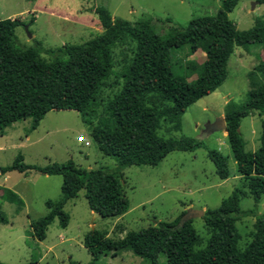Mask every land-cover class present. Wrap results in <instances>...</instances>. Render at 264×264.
Listing matches in <instances>:
<instances>
[{
	"label": "rangeland",
	"instance_id": "obj_1",
	"mask_svg": "<svg viewBox=\"0 0 264 264\" xmlns=\"http://www.w3.org/2000/svg\"><path fill=\"white\" fill-rule=\"evenodd\" d=\"M222 0H0V20L20 19L16 29L19 49L42 47L59 48L67 44L81 45L102 33L96 8L107 7L114 18L130 22L171 19L173 25L186 27L195 18L214 16ZM32 19L34 23L31 24ZM230 19L240 30L260 26L264 21V4L258 0H240ZM170 26L156 24V31L164 38L170 36ZM120 41L109 46L110 64L98 90L88 106L78 111H50L41 117L34 128V118L12 124L0 133V169L10 166L21 155L24 163L46 167L53 163L75 162L84 169H115L117 162L99 149L91 136L95 128L111 132L117 125L110 108L111 102L125 86L129 69L138 49V41L124 33ZM30 35L32 37H30ZM173 71L177 76L195 81L202 72L205 53H192L189 46L173 50ZM42 58H51L42 54ZM101 58V54H100ZM264 61V45L252 47L250 52L236 47L228 62V76L211 95L202 98L186 112L173 110V101L159 99L152 93L147 105L158 110L156 134L161 139L191 137L203 147L191 151H174L159 165L133 166L124 170V193L128 209L120 218L97 217L89 207L86 191L70 200L65 212L70 216L66 229L59 220L49 227L47 238L40 242L32 236L31 223L50 211L46 203L62 198L61 176H48L38 171L13 172L12 180L4 182L0 171V211L8 219L0 223V264H89L92 255L84 246V238L93 230L105 231L113 239H124L158 222L174 221L187 212L205 247L210 238L203 216L192 211L218 208L237 193L243 211L255 207L248 180L238 174V167L228 145V132H206L205 126L225 118L228 103L241 104L252 89L264 86V72L258 69ZM263 116L255 112L241 122L246 150L260 146ZM82 138V140H81ZM89 143V145H87ZM219 151L229 158L230 178L221 179L209 157ZM6 185V188L4 187ZM22 194L23 200H6L9 188ZM14 193L15 190H12ZM8 194V193H7ZM15 200V199H14ZM264 215V197L258 206ZM254 217L237 222L241 235L240 249L252 251L259 245ZM97 264H167L164 255L157 254L153 262L130 251L117 256H103Z\"/></svg>",
	"mask_w": 264,
	"mask_h": 264
},
{
	"label": "trees",
	"instance_id": "obj_2",
	"mask_svg": "<svg viewBox=\"0 0 264 264\" xmlns=\"http://www.w3.org/2000/svg\"><path fill=\"white\" fill-rule=\"evenodd\" d=\"M258 1L264 4V0ZM239 2L222 0L216 15L192 19L186 27L173 25L171 19L130 22L114 18L107 7L100 6L95 12L102 33L81 45L67 44L51 49L40 45L19 49L16 29L22 21L18 18L0 20L1 134L12 124L30 117L34 118L36 128L41 117L50 111L82 112L106 74L110 64L108 47L120 41L124 33L138 41L125 86L110 104L116 127L111 132L95 128L91 133L104 155L116 160L115 169H84L72 160L46 167L32 166L24 163L21 155L12 165L1 169L2 173L38 171L63 179L62 198L56 202L48 201L46 205L50 212L31 223L32 236L36 240H46L47 231L56 219L61 228L68 227L70 216L65 212V206L82 190L86 191L91 211L103 218L122 217L128 209L124 193L125 169L155 167L174 151L194 152L203 147L196 138H159L156 134L159 112L147 105V98L152 93H160L159 99L163 103V98L173 101V110L184 113L224 83L228 62L236 47L250 52L256 45H264V21L260 26L240 30L230 19ZM157 23L170 26L169 37L158 34ZM185 46H189L192 53L202 49L206 56L202 72L193 82L173 71V50ZM42 54L51 59L42 58ZM258 69L264 72V61ZM255 112L263 116L260 146L249 152L241 122ZM225 120L228 145L238 174L248 180L255 207L243 211L241 199L235 193L218 208L205 211L203 219L210 235L205 247L187 212L174 221L158 222L130 232L119 240L111 238L105 231L93 230L84 238V246L93 259L89 264H97L103 256L115 257L125 251L149 262H153L157 254L164 255L167 264H264V215L258 214V206L264 197V86L252 89L241 104L228 103ZM209 157L220 178L229 179V158L219 151H210ZM250 216L256 219L254 226L259 245L255 251L251 248L242 251L237 222ZM0 223H8L1 211Z\"/></svg>",
	"mask_w": 264,
	"mask_h": 264
},
{
	"label": "water",
	"instance_id": "obj_3",
	"mask_svg": "<svg viewBox=\"0 0 264 264\" xmlns=\"http://www.w3.org/2000/svg\"><path fill=\"white\" fill-rule=\"evenodd\" d=\"M30 37H32L30 35ZM205 131L206 132H218V131H227V124H226V120L225 118L221 117L219 119H217V121L212 124V123H209L205 126ZM204 211H192L191 214L195 215V216H204ZM99 217V213H95V219Z\"/></svg>",
	"mask_w": 264,
	"mask_h": 264
},
{
	"label": "crops",
	"instance_id": "obj_4",
	"mask_svg": "<svg viewBox=\"0 0 264 264\" xmlns=\"http://www.w3.org/2000/svg\"><path fill=\"white\" fill-rule=\"evenodd\" d=\"M3 133H4V132H3ZM0 171H1V169H0ZM13 172H18V171H13ZM13 172L2 173V171H1V173L3 174L2 177H4V182H9V181L12 180L11 177H13V176H12V173H13ZM4 187L6 188V185H5ZM12 188H13V190H15L16 193H14L13 191H11ZM7 193H8V194H7ZM4 196L6 197V200H7L9 203H11V204H13L14 201H18L19 199H20V200H23V199H22V194L19 193V192L15 189V187H11V188H9V191H7V192L4 194ZM14 199H15V200H14ZM1 212H2V211H1ZM92 212H93V211H92ZM93 213H94V212H93ZM99 217H100V216H99ZM3 224H7V223H3Z\"/></svg>",
	"mask_w": 264,
	"mask_h": 264
},
{
	"label": "built area",
	"instance_id": "obj_5",
	"mask_svg": "<svg viewBox=\"0 0 264 264\" xmlns=\"http://www.w3.org/2000/svg\"><path fill=\"white\" fill-rule=\"evenodd\" d=\"M81 140H82V138H81ZM83 141V140H82ZM87 145H89V143H87Z\"/></svg>",
	"mask_w": 264,
	"mask_h": 264
}]
</instances>
